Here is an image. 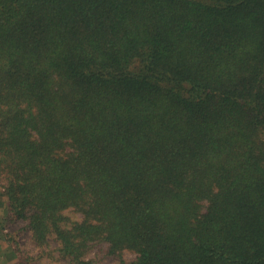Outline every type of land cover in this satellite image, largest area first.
Wrapping results in <instances>:
<instances>
[{"label": "trees", "instance_id": "trees-1", "mask_svg": "<svg viewBox=\"0 0 264 264\" xmlns=\"http://www.w3.org/2000/svg\"><path fill=\"white\" fill-rule=\"evenodd\" d=\"M14 222L18 264H264V0H0Z\"/></svg>", "mask_w": 264, "mask_h": 264}, {"label": "rangeland", "instance_id": "rangeland-1", "mask_svg": "<svg viewBox=\"0 0 264 264\" xmlns=\"http://www.w3.org/2000/svg\"><path fill=\"white\" fill-rule=\"evenodd\" d=\"M25 226L26 224L23 222L0 224V264H18L16 263V258L13 256L11 245L7 241L8 234H15L20 246H22V254H25V257L38 254L39 248L34 245L31 239V232L26 229ZM56 245L57 241L55 239H51V246L55 247ZM127 254L128 257L133 255L129 252ZM53 255L56 259L59 256L57 251H55ZM49 259L50 258L45 255L42 259L35 258L31 260L29 264H52L53 261ZM102 264H118V259L115 257H107L102 261Z\"/></svg>", "mask_w": 264, "mask_h": 264}]
</instances>
